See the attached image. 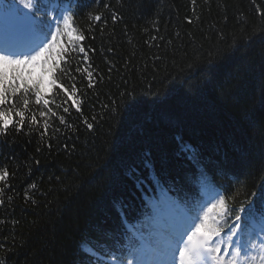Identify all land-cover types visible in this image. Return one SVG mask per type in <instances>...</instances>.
Segmentation results:
<instances>
[{"label": "trees", "instance_id": "obj_1", "mask_svg": "<svg viewBox=\"0 0 264 264\" xmlns=\"http://www.w3.org/2000/svg\"><path fill=\"white\" fill-rule=\"evenodd\" d=\"M12 2L0 0V43L27 51L66 10L85 39L69 45L62 36L64 75L56 74L75 84L79 110L50 88L64 123L51 117L46 133L26 122L0 135V170L10 173L2 264L133 259V231L179 224L220 195L231 215H218V226L243 205L240 239H255L264 224V0H41L49 15L23 26L4 11ZM34 99L29 110L38 112ZM161 204L173 208L167 220ZM86 239L99 242V258Z\"/></svg>", "mask_w": 264, "mask_h": 264}, {"label": "snow or ice", "instance_id": "obj_2", "mask_svg": "<svg viewBox=\"0 0 264 264\" xmlns=\"http://www.w3.org/2000/svg\"><path fill=\"white\" fill-rule=\"evenodd\" d=\"M5 10L18 17L23 16L25 19L22 26L31 22L42 24L44 17L49 15L47 6L41 0H13L12 3L4 5ZM93 18L99 21L101 16L96 14ZM61 20L63 33L60 27ZM52 21L55 23V31H52L53 23L50 22L47 31L43 33V38L27 51L19 50L7 42L0 46V135H6L10 128L20 131L26 122L29 126L42 127L46 133L51 117H56L64 123L65 117L58 115L49 106L50 101L46 97L50 88L62 91L79 110L80 104L74 99L77 91L75 84L65 87L64 84L58 83L56 74L60 70L64 75L61 68V61L65 60L62 36L67 37L69 45H75L77 41L82 42L85 37L76 34L71 10H66L62 17H52ZM79 51L83 53L85 50L80 47ZM91 75L92 73L88 72V76ZM30 95L34 96V103L40 108L38 112L29 110ZM17 97H20L21 107H17ZM62 111L68 113L69 108L62 107ZM87 127L91 129L93 125L88 123ZM9 176L6 168L0 170V182H4V187H0V205L5 203L3 199L5 188L10 187L7 184ZM260 203V216L264 220V197H261ZM254 209L255 205L250 203L249 212ZM156 212L161 219L167 220L166 214L172 213L173 208L171 205L161 204L156 207ZM239 213H245V217L249 214L241 205L231 224L218 226L220 224L216 218L218 215L221 219L231 215L225 197L220 195L215 203L208 202L206 210L205 206H201L192 214L184 215L179 224H165L159 230L149 228L147 231H133L127 237L126 244L133 259L124 261L115 255L110 259L113 264H264V224L256 233L254 240L252 238L242 240L240 237L245 228L241 226L242 217ZM82 246L84 250L99 258L96 251L98 241L86 239L82 241Z\"/></svg>", "mask_w": 264, "mask_h": 264}]
</instances>
